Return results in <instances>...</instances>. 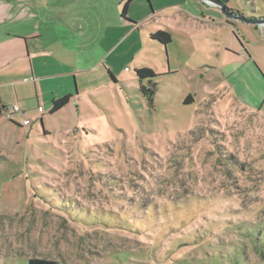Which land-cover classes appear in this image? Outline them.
<instances>
[{
  "label": "rangeland",
  "instance_id": "374dc122",
  "mask_svg": "<svg viewBox=\"0 0 264 264\" xmlns=\"http://www.w3.org/2000/svg\"><path fill=\"white\" fill-rule=\"evenodd\" d=\"M224 4L264 19V0ZM155 7L171 44L142 26L121 47L119 26L94 51L122 55L115 80L104 56L93 96L43 105L28 130L0 123V264H264V106L246 104L226 69L245 71L234 33L264 62V27L200 0H134L128 22ZM137 67L157 75L153 104Z\"/></svg>",
  "mask_w": 264,
  "mask_h": 264
},
{
  "label": "crops",
  "instance_id": "0c3cea01",
  "mask_svg": "<svg viewBox=\"0 0 264 264\" xmlns=\"http://www.w3.org/2000/svg\"><path fill=\"white\" fill-rule=\"evenodd\" d=\"M125 2L0 0V123L5 121L4 109L18 105L22 113L15 114L11 120V125L15 127L12 130H28L35 125L36 120L41 119L42 124L45 121L46 110L43 105L52 109L53 101L67 95L71 96L70 103L83 101L88 93L93 96L100 82L98 80L104 75V56L108 55L94 51L100 49L102 39L110 45L112 35L118 32L119 26L127 30L125 39L120 43L121 47L136 31L143 29L142 26L148 28L150 38L153 32L165 31L156 19L160 11L156 7V11L153 10V13L140 21L128 22L122 14ZM180 5L172 3L164 9L180 10ZM222 20L221 16L219 22ZM85 25L87 28L89 26L88 33L84 31ZM170 33L174 36L172 31ZM233 38V50L236 53L241 51L240 55L242 58L244 56L245 64L242 68L245 71L238 69L236 73L235 68L239 63L234 61L226 67L228 78L236 76V84L232 87H235V92L246 104L263 107L264 77L260 72L259 60L263 61L256 55L257 51L243 43L239 34L234 33ZM133 46L130 44L127 48L128 53ZM116 52L112 51L104 61L114 77L118 67L123 68V65L116 62L118 57L122 59V55L119 53L115 57L118 54ZM40 107L43 112H39ZM32 109H35L33 117L29 115ZM27 119L32 120L29 127L22 124ZM27 134H31L30 130Z\"/></svg>",
  "mask_w": 264,
  "mask_h": 264
},
{
  "label": "trees",
  "instance_id": "16d2710c",
  "mask_svg": "<svg viewBox=\"0 0 264 264\" xmlns=\"http://www.w3.org/2000/svg\"><path fill=\"white\" fill-rule=\"evenodd\" d=\"M133 1L134 0H126L124 7H123V12H122L124 18H127L130 5L132 4ZM221 1L224 3L228 2V0H221ZM151 38L165 46L171 44L173 41L172 34L168 31H163V30H159L151 34ZM136 73L141 82V92L143 96L149 101L150 104H153L154 97H155L156 90H157V84L153 81V79L156 78L157 76L156 73L152 69H149V68H140L136 70ZM111 76L115 80V77L113 75ZM144 81H147V84H145ZM70 100H71V96L67 95L63 98L53 101L51 114H55L61 111L63 108H65L70 103ZM192 100H193L192 96H189L186 99L185 103L188 104ZM5 110L6 109H4V112ZM30 264H56V262L50 261L47 259H31Z\"/></svg>",
  "mask_w": 264,
  "mask_h": 264
},
{
  "label": "water",
  "instance_id": "95a60500",
  "mask_svg": "<svg viewBox=\"0 0 264 264\" xmlns=\"http://www.w3.org/2000/svg\"><path fill=\"white\" fill-rule=\"evenodd\" d=\"M200 1L210 6H213L214 8H218L225 16L229 18H235L238 20H242L246 23L257 25L261 28L264 27V19L247 20V19L238 17L234 13H231L229 9L226 7V5L221 0H200Z\"/></svg>",
  "mask_w": 264,
  "mask_h": 264
},
{
  "label": "built area",
  "instance_id": "2783aa9c",
  "mask_svg": "<svg viewBox=\"0 0 264 264\" xmlns=\"http://www.w3.org/2000/svg\"><path fill=\"white\" fill-rule=\"evenodd\" d=\"M39 112H43V108L40 107ZM17 113H22V110L18 105H14L12 107L6 108L5 110V114L10 120H12L15 114ZM22 124L23 126L29 127L32 124V120L29 119L24 120Z\"/></svg>",
  "mask_w": 264,
  "mask_h": 264
}]
</instances>
